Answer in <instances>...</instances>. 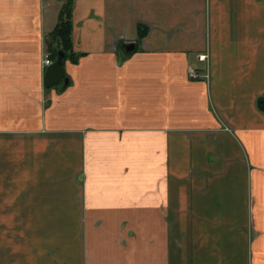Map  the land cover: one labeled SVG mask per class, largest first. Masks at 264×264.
Here are the masks:
<instances>
[{
  "label": "crops",
  "instance_id": "0c3cea01",
  "mask_svg": "<svg viewBox=\"0 0 264 264\" xmlns=\"http://www.w3.org/2000/svg\"><path fill=\"white\" fill-rule=\"evenodd\" d=\"M64 1L0 0V264H264V0H74L48 86Z\"/></svg>",
  "mask_w": 264,
  "mask_h": 264
},
{
  "label": "trees",
  "instance_id": "16d2710c",
  "mask_svg": "<svg viewBox=\"0 0 264 264\" xmlns=\"http://www.w3.org/2000/svg\"><path fill=\"white\" fill-rule=\"evenodd\" d=\"M74 0H65L60 13V19L55 29L52 31L48 40L49 50L51 51L52 59H58L59 51L66 53L65 58H77V53L73 50L72 43V11ZM147 33V27L140 26L139 37L143 38Z\"/></svg>",
  "mask_w": 264,
  "mask_h": 264
},
{
  "label": "water",
  "instance_id": "95a60500",
  "mask_svg": "<svg viewBox=\"0 0 264 264\" xmlns=\"http://www.w3.org/2000/svg\"><path fill=\"white\" fill-rule=\"evenodd\" d=\"M133 48H135L134 43L128 46V49ZM65 55L66 53L60 50L58 59L47 67L44 78L46 85L50 86L56 84L65 78L66 70L63 62V58L65 57ZM65 79L68 80L67 78Z\"/></svg>",
  "mask_w": 264,
  "mask_h": 264
},
{
  "label": "built area",
  "instance_id": "2783aa9c",
  "mask_svg": "<svg viewBox=\"0 0 264 264\" xmlns=\"http://www.w3.org/2000/svg\"><path fill=\"white\" fill-rule=\"evenodd\" d=\"M199 58L202 59V60H204V59L207 58V54H206V53H204V54H200V55H199ZM52 62H53V59H52V57H51L50 52H49V53H48V52L45 53V57H44V66L47 67V66H49ZM190 74H191L193 77H198V75H199V73H198L196 70H194V69H192V70L190 71Z\"/></svg>",
  "mask_w": 264,
  "mask_h": 264
}]
</instances>
